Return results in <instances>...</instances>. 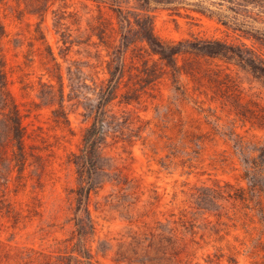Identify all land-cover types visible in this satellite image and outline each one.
<instances>
[{
  "label": "rangeland",
  "instance_id": "obj_1",
  "mask_svg": "<svg viewBox=\"0 0 264 264\" xmlns=\"http://www.w3.org/2000/svg\"><path fill=\"white\" fill-rule=\"evenodd\" d=\"M48 3L41 19L28 12L22 0H0V22L5 29L0 49L7 88L22 115L30 163L24 169V184L16 193L10 191L7 195L20 211L19 220L0 218V264H42L46 257L69 254L75 241L71 236L77 174L69 159L71 152L78 151L91 117L81 105L66 101L69 123L57 124L51 113L56 105L40 101V82L48 80L46 68L52 65L50 61L45 63V43L61 64L65 92L69 89L68 69L86 84L81 90L91 99L95 97L91 93L93 82L99 84L108 76L105 49L69 45L63 42L62 34L83 40L88 23L95 22L98 16L111 21L116 28L114 12L108 5L97 6L92 0ZM186 13L184 9L175 13L158 6L152 11L154 32L174 41L197 36L237 42L236 35L214 18ZM57 16L62 19L57 21ZM37 26L40 34L35 30ZM34 35L43 36L44 44H39ZM92 39L96 41L95 37ZM133 63L130 72H139L141 61L134 59ZM178 64L183 66L177 81L166 68L137 91L131 90L138 87L137 77H129L126 72L108 106L111 112L126 111L134 118L130 129L123 131L124 137L132 134L131 142L126 137L116 141L108 137L103 148L110 162L131 179L132 187L121 188L106 181L90 192L88 207L95 232L88 244L94 263L264 264V250L255 246L258 238L264 243V232L257 222L243 216L241 204L232 207L219 201L224 207L218 209L222 215L217 219L202 213L192 195L199 187L225 181L235 186L246 185L240 178L242 165L232 149L231 131L234 129L246 140L262 139L264 131L248 130V123L242 126L235 114V99L240 98L241 103L250 107H264V82L246 68L218 58L186 54L185 63L179 58ZM137 125L145 128L137 131ZM181 128L205 133L198 145L185 149L188 154L182 151L183 131H178ZM188 138L190 134L185 140ZM169 143L175 157H166L169 149L164 144ZM36 154L42 162L37 173L33 172ZM161 162L170 163L164 168ZM13 183L12 178L10 187ZM167 221L174 228L176 255L171 256L168 249L145 251V242L136 249L129 244L134 235L142 236L150 230L157 233L156 226Z\"/></svg>",
  "mask_w": 264,
  "mask_h": 264
},
{
  "label": "trees",
  "instance_id": "obj_2",
  "mask_svg": "<svg viewBox=\"0 0 264 264\" xmlns=\"http://www.w3.org/2000/svg\"><path fill=\"white\" fill-rule=\"evenodd\" d=\"M97 6L108 5L114 12L117 27L111 21L98 16L95 22L88 23L85 39L73 40L62 34L63 42L69 45L84 44L102 47L108 59L106 63L107 77L99 84L94 83L92 94L94 98L86 97L82 88L84 82L75 78L74 71L68 69V91L61 73V64L51 47L45 43V63H52L46 68L48 80L40 82L38 93L40 101L46 105H56L51 110L53 121L57 124L68 125L66 101L81 105L85 113L91 117L90 124L84 129L81 144L77 152H71L69 161L74 165L77 174V187L73 190L75 206L73 209L74 230L71 239H75L69 254H58L46 257L42 264H95L91 247L88 244L95 232V221L89 210L90 192L100 187L104 182H113L121 188L132 187L131 179L122 175L106 157L103 152L107 138L113 141L122 138L132 141V134L124 137V128L134 123L129 112H111L108 107L116 97L120 82L125 73L137 77L138 87L131 88L137 91L154 81L166 68L170 69L174 81L181 75L183 66L178 64L179 58L185 63V55L193 54L204 58H218L225 62H232L249 70L256 78L264 82V0H92ZM28 12L41 16L49 8V0H22ZM160 6L162 9L179 13L181 9L187 15L198 13L209 19L214 18L226 30L236 35L237 42H228L219 38L193 37L178 41L164 39L156 35L153 28L154 15L152 11ZM62 19L57 16V21ZM40 34V29H35ZM5 33L4 25L0 22V37ZM39 44H44L43 36H35ZM95 37L96 41L92 38ZM248 40L250 43L246 42ZM129 59V61H127ZM141 61L142 69L131 73L133 60ZM31 61V59H29ZM128 62L130 64L128 65ZM151 62L150 65L148 63ZM160 72L159 75L157 72ZM55 80V83L52 82ZM139 88V89H138ZM85 99V100H82ZM94 100V101H93ZM235 114L242 122V126L249 124V129L264 131V107H250L241 103L240 98L235 99ZM238 107V108H236ZM84 113V114H85ZM22 115L7 88V75L5 60L0 49V218H12L17 222L21 216L9 201L7 195L10 191L16 193L24 184V169L30 164L28 152L25 147L26 130L21 121ZM137 121L139 119H136ZM141 125L136 130L140 131ZM181 136L182 151L188 154L187 147L198 145L205 133H196L187 129ZM233 152L238 156L242 165L240 178L245 186H235L225 181L212 186L197 188L194 195L195 203L202 213H208L221 218L218 210L224 207L219 201L235 207L241 204L243 216L251 222H257L264 232V137L262 139H244L243 135L231 131ZM188 134L191 138L185 140ZM137 137H140L137 134ZM184 137V138H183ZM169 139L170 136H167ZM144 143V142H143ZM169 149L166 157H175L172 144H164ZM155 148V145L153 146ZM194 151V150H193ZM198 152V151H196ZM32 155V154H31ZM35 167L33 172L42 167L41 157L33 155ZM171 162V161H170ZM168 162V164L170 163ZM167 163L161 166L167 168ZM14 179L13 186L10 183ZM173 222H176L173 220ZM174 228L170 222L159 223L156 231L144 232L142 236L134 235L129 244L133 249L145 242V251L150 249L166 250L171 256L176 255L173 243ZM261 232V233H262ZM256 247L264 250V243L257 239ZM166 252V251H163ZM165 258V257H164ZM170 256L166 257L169 260Z\"/></svg>",
  "mask_w": 264,
  "mask_h": 264
}]
</instances>
